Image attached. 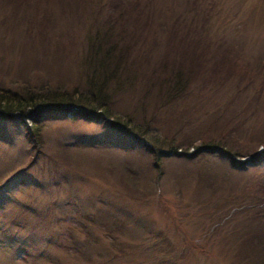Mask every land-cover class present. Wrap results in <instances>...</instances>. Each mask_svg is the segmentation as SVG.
I'll use <instances>...</instances> for the list:
<instances>
[{
    "label": "rangeland",
    "instance_id": "374dc122",
    "mask_svg": "<svg viewBox=\"0 0 264 264\" xmlns=\"http://www.w3.org/2000/svg\"><path fill=\"white\" fill-rule=\"evenodd\" d=\"M108 46L107 110L134 132L0 102V264H251L264 0H0L3 89L90 94Z\"/></svg>",
    "mask_w": 264,
    "mask_h": 264
},
{
    "label": "trees",
    "instance_id": "16d2710c",
    "mask_svg": "<svg viewBox=\"0 0 264 264\" xmlns=\"http://www.w3.org/2000/svg\"><path fill=\"white\" fill-rule=\"evenodd\" d=\"M113 49L112 46H108L106 49V54H104L105 57L99 59L96 65L93 68H90L93 70L92 77H96L94 79L89 80L92 87H90L87 91L90 90L91 91L89 92L90 94L83 91H73L71 94H67V93L65 94V92L50 91V90L38 91L32 89V87H29L31 85L27 83V81H23L20 85V88L22 90H19V92L8 88L3 89L0 87V102H4L5 106L16 103L17 104V105L15 104L16 108L13 109L18 110L17 108H20L21 112H23V113L19 112L20 118L24 116L23 115L24 112L27 116H31V115H37L35 113H37L39 110L41 111L44 109L45 110L58 109L61 111L64 110L66 111L67 109L69 112L74 111L75 109H83L87 113L93 115L98 112V115H96V117L97 116L102 117L103 115L104 119H108L109 116L116 117L119 121L120 120L122 121L124 129L128 128L129 130H132L130 128L134 126L133 125H131V127L129 126V122L131 120L130 121L122 120L120 117H118L117 113H114L113 109L108 111L107 109H109L110 107L108 106V102H105L106 95L103 92V87L106 84L105 79H107L109 77L108 74L111 73L108 67L109 65H107V63H109V60H114L113 58L114 55L112 53ZM112 78H114L113 82H115L116 85L120 86L121 83L120 78L118 77H112ZM43 84L44 82L41 81L40 85L42 86ZM57 99L60 100L57 101ZM63 99H67V100L63 101ZM4 113H7L6 110L0 107V114H4ZM33 118L35 121L39 120L35 116ZM135 127L139 128L141 126L137 125ZM233 153L235 155H239L237 151H234ZM262 181H263L262 182L263 185L260 187V191L264 192V180ZM261 201H262L261 203H264V197L261 198ZM255 207H256V211L251 216L250 215L246 216L247 221L254 225L251 231L248 233L249 238L247 244L249 246L248 247L249 251L247 255L249 257L251 264H264V212H261L260 210L261 208H257L258 201ZM249 208H251L252 210L254 207L250 205L247 206L245 210ZM11 223L14 224L13 221H11ZM16 224L21 228L25 226V224H23L20 221L16 222ZM2 236L4 235L0 233V245L4 246L5 250H12L10 245L3 244L1 240ZM20 237L21 240H18V250L23 252L26 246L23 245V237L22 236ZM75 244L83 254L91 250L90 246L87 244L84 243L83 244L75 243ZM164 262L165 259H163V263Z\"/></svg>",
    "mask_w": 264,
    "mask_h": 264
}]
</instances>
